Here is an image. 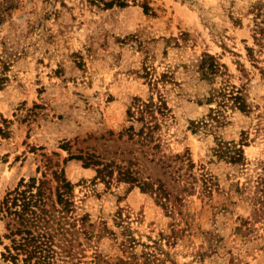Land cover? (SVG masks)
I'll return each instance as SVG.
<instances>
[{
	"label": "rangeland",
	"instance_id": "1",
	"mask_svg": "<svg viewBox=\"0 0 264 264\" xmlns=\"http://www.w3.org/2000/svg\"><path fill=\"white\" fill-rule=\"evenodd\" d=\"M104 1L112 8L0 0V208L31 176L45 181L47 208H62L54 176L64 171L72 207L54 226L58 264H264V48L254 34L264 0ZM207 54L222 72L204 74ZM228 86L251 112L210 100ZM160 97L168 108L147 117L154 143L130 139L131 104ZM98 161L131 166L140 182L117 171L104 180ZM159 180L178 203L142 188ZM6 223L0 214L1 236Z\"/></svg>",
	"mask_w": 264,
	"mask_h": 264
},
{
	"label": "trees",
	"instance_id": "2",
	"mask_svg": "<svg viewBox=\"0 0 264 264\" xmlns=\"http://www.w3.org/2000/svg\"><path fill=\"white\" fill-rule=\"evenodd\" d=\"M94 3L105 4L106 8H112L113 3H106L104 0H93ZM117 4L121 7L128 5L127 0H116ZM149 9V6H145ZM255 39L262 48H264V8L262 6L256 7V20H255ZM253 53V49L249 50ZM255 61L256 56L253 55ZM224 65L219 63L217 59L207 54L205 61L203 62L202 69L207 77L215 76L222 72ZM264 75V68H261ZM221 98V105H229L230 102L234 106L238 107L245 113L251 112V107L248 104L244 92L242 89L236 86L224 87L220 90H216L211 95L210 100L214 98ZM167 103L163 97H160L158 101L150 100L144 101L142 99H136L129 108L130 121L132 125L127 129V133L130 139L138 138V141L142 145H151L154 143V136L152 134L153 127L147 120L148 115L152 119H157L155 112H164L167 109ZM262 118L260 123L261 129L264 131V112L260 114ZM140 122H144L141 128H138ZM247 135V134H246ZM247 137L243 141H247ZM160 147L159 144H155L154 148ZM230 160L232 162H240L244 159L243 149L235 148L231 150ZM176 158H181L177 155ZM189 162L192 163V160ZM109 164L96 162V166L99 168L98 176L102 179H113L115 172H118V178L123 181L140 182L137 172L134 171L131 166L125 167L119 164ZM103 165L102 168L100 166ZM55 179L58 182L56 186V193L58 194V204L62 205V208H57L56 203H52V208H47L49 205L46 200V192L44 190L45 181L38 179L35 176H31L29 180L22 178L13 190L6 193L4 199L1 202L0 214L7 220L6 228L8 232L4 235H0V245L4 244L3 238L11 241V244H5V251L2 254L3 259L9 264H58L60 253L58 250L59 244L57 242V232H55L54 226L61 224V220L57 218V215L63 213L64 215L70 212L72 202L70 201V190L73 184L67 179L64 171L60 174L55 172ZM38 181L39 184H38ZM143 189H149L153 191L159 201L168 205L171 202H179L181 197L174 192H171L166 188L165 184L159 180L157 186L147 181L143 182ZM258 188L264 195V168L262 174L258 179ZM189 189V188H186ZM174 208V205L171 207ZM61 216V215H60ZM62 217V216H61ZM57 220H60L57 222Z\"/></svg>",
	"mask_w": 264,
	"mask_h": 264
}]
</instances>
